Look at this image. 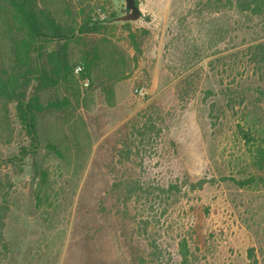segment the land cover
Instances as JSON below:
<instances>
[{"label":"rangeland","instance_id":"rangeland-1","mask_svg":"<svg viewBox=\"0 0 264 264\" xmlns=\"http://www.w3.org/2000/svg\"><path fill=\"white\" fill-rule=\"evenodd\" d=\"M39 4L65 23L83 8L93 19L99 6H122ZM138 4L129 26L69 44L70 76L40 92L37 169L15 104L0 99V181L11 184L0 264H180L182 244L193 264H264V182L236 183L264 178L249 151L264 139V63L253 54L264 15L229 0ZM11 17L0 1V60ZM90 42L98 60L86 73ZM137 181L145 190L128 192Z\"/></svg>","mask_w":264,"mask_h":264},{"label":"trees","instance_id":"trees-1","mask_svg":"<svg viewBox=\"0 0 264 264\" xmlns=\"http://www.w3.org/2000/svg\"><path fill=\"white\" fill-rule=\"evenodd\" d=\"M0 1H4L12 10V17L7 27L9 55L0 60V99L15 104L18 119L29 137L31 146L29 151L27 148H22L25 151L23 156L31 158L32 168L35 170L37 169L35 158L40 146L36 130L38 112L42 107L40 92L43 88L50 89L57 86L61 80H67L70 76L73 64L68 52L69 44L89 35L103 34L118 24L129 26L132 22L113 21V18L123 11V6L120 7L119 12L110 15L106 20H93L88 8H83L72 22L65 23L57 19L50 9L40 6L39 0ZM229 1L234 2L241 11L264 15V0ZM136 2L138 3V0ZM131 37L136 44L137 35L132 33ZM87 47L83 58L85 72L89 73L91 67L97 63L98 48L92 42ZM253 54L258 62L264 63V42L255 46ZM55 102L62 106L69 102V98L56 99ZM153 106H149L145 111L151 113ZM149 120L152 121V116ZM151 125L154 124L151 123ZM239 132L245 141L256 140L250 131L241 129ZM143 133L145 134V131ZM127 146L125 152L129 156L132 148ZM136 150L135 155L138 157L141 148ZM249 151L254 166L258 170H264V139L255 141L253 148H249ZM205 182L206 180L202 179L198 182H190V185L203 187ZM259 182H264V178L256 175L244 180H236V183L242 187ZM140 183L139 181L128 182L127 191L145 190L143 187L145 183ZM10 186V183L0 181V190L4 191L0 198V262L2 255H6L5 227L10 210L8 197ZM6 187L8 189L4 190L3 188ZM181 246L184 251L180 264H193L187 244ZM252 251L250 250V253Z\"/></svg>","mask_w":264,"mask_h":264},{"label":"water","instance_id":"water-1","mask_svg":"<svg viewBox=\"0 0 264 264\" xmlns=\"http://www.w3.org/2000/svg\"><path fill=\"white\" fill-rule=\"evenodd\" d=\"M123 6V11L120 15L113 18L116 22H131L142 17V10L136 0H115Z\"/></svg>","mask_w":264,"mask_h":264},{"label":"built area","instance_id":"built-area-1","mask_svg":"<svg viewBox=\"0 0 264 264\" xmlns=\"http://www.w3.org/2000/svg\"><path fill=\"white\" fill-rule=\"evenodd\" d=\"M103 1H107V0H103ZM117 9L116 5H111L109 10H106L104 7L99 6L98 8H96V14L97 16H94L93 20H106L107 18H109V16L114 13V11ZM83 70L82 66H78L77 67V72H81ZM83 85L84 86H89L91 81L89 78H84L83 79ZM135 93L137 96L139 97H145L147 94V89L145 86H138L135 89Z\"/></svg>","mask_w":264,"mask_h":264}]
</instances>
